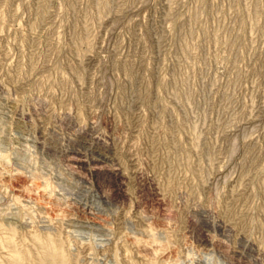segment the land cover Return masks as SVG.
Wrapping results in <instances>:
<instances>
[{
  "label": "rangeland",
  "instance_id": "374dc122",
  "mask_svg": "<svg viewBox=\"0 0 264 264\" xmlns=\"http://www.w3.org/2000/svg\"><path fill=\"white\" fill-rule=\"evenodd\" d=\"M45 240L264 264V0H0V264Z\"/></svg>",
  "mask_w": 264,
  "mask_h": 264
},
{
  "label": "bare ground",
  "instance_id": "6f19581e",
  "mask_svg": "<svg viewBox=\"0 0 264 264\" xmlns=\"http://www.w3.org/2000/svg\"><path fill=\"white\" fill-rule=\"evenodd\" d=\"M13 237V235H12ZM14 238V237H13ZM6 240V239H5ZM38 240V238L36 239ZM40 240V239H39ZM10 241V240H9ZM42 241V240H41ZM48 240H45L43 242H46ZM54 241V240H53ZM11 243V242H10ZM9 243V244H10ZM15 243V242H14ZM42 243V242H41ZM40 243V244H41ZM43 244V243H42ZM55 243L52 242V241H48L46 243V250L45 252H43L41 258H40V264H67V259H66V255H64L60 250L59 247L55 246L54 245ZM56 245H59V244H56ZM10 246V245H8ZM14 245L12 244V247ZM61 247V246H60ZM16 248V247H15ZM43 249V248H42ZM12 251V250H11ZM44 251V250H43ZM12 256H11V259L13 260V262L15 264H24L26 258L28 257V253H27V257L21 253V251H17V250H13L12 252ZM39 256V255H38ZM30 258V257H28ZM31 260V258H30ZM26 264V263H25Z\"/></svg>",
  "mask_w": 264,
  "mask_h": 264
}]
</instances>
